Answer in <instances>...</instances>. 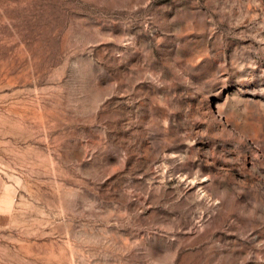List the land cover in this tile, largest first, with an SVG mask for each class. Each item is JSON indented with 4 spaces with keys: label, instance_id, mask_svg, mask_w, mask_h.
Segmentation results:
<instances>
[{
    "label": "rangeland",
    "instance_id": "1",
    "mask_svg": "<svg viewBox=\"0 0 264 264\" xmlns=\"http://www.w3.org/2000/svg\"><path fill=\"white\" fill-rule=\"evenodd\" d=\"M0 264H264V0H0Z\"/></svg>",
    "mask_w": 264,
    "mask_h": 264
}]
</instances>
